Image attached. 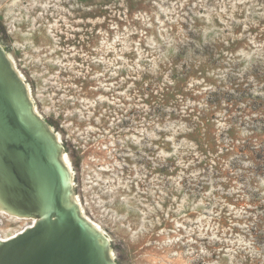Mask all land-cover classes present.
Returning <instances> with one entry per match:
<instances>
[{
	"label": "rangeland",
	"instance_id": "374dc122",
	"mask_svg": "<svg viewBox=\"0 0 264 264\" xmlns=\"http://www.w3.org/2000/svg\"><path fill=\"white\" fill-rule=\"evenodd\" d=\"M0 47L114 264H264V0H0Z\"/></svg>",
	"mask_w": 264,
	"mask_h": 264
},
{
	"label": "water",
	"instance_id": "95a60500",
	"mask_svg": "<svg viewBox=\"0 0 264 264\" xmlns=\"http://www.w3.org/2000/svg\"><path fill=\"white\" fill-rule=\"evenodd\" d=\"M0 209L34 220L0 240V264H114L72 198L56 135L1 47Z\"/></svg>",
	"mask_w": 264,
	"mask_h": 264
},
{
	"label": "bare ground",
	"instance_id": "6f19581e",
	"mask_svg": "<svg viewBox=\"0 0 264 264\" xmlns=\"http://www.w3.org/2000/svg\"><path fill=\"white\" fill-rule=\"evenodd\" d=\"M57 137V136H56ZM57 139H58V137H57ZM58 141H59V139H58ZM62 160H63V158H62ZM79 210H80V208H79ZM80 213H81V210H80ZM83 216V215H82ZM84 217V216H83ZM85 218V217H84ZM29 220H31V223H29L27 226H29V225H31L32 223H33V219H30V218H28ZM89 223H90V225L93 227V228H95V229H97L99 232H101L99 229H98V227L94 224V223H92L91 221H89L87 218H85ZM25 228V227H24ZM0 240H3V239H1L0 238Z\"/></svg>",
	"mask_w": 264,
	"mask_h": 264
}]
</instances>
